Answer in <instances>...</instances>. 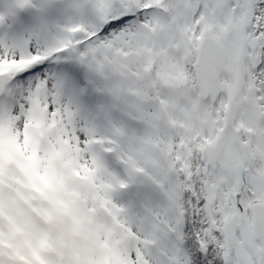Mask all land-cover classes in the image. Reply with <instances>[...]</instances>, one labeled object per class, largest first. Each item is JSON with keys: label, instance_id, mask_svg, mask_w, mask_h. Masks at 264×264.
Returning <instances> with one entry per match:
<instances>
[{"label": "snow or ice", "instance_id": "snow-or-ice-1", "mask_svg": "<svg viewBox=\"0 0 264 264\" xmlns=\"http://www.w3.org/2000/svg\"><path fill=\"white\" fill-rule=\"evenodd\" d=\"M0 264H264V0H0Z\"/></svg>", "mask_w": 264, "mask_h": 264}]
</instances>
